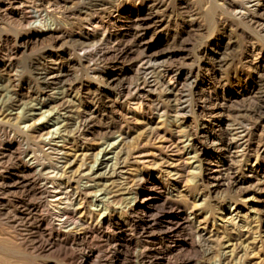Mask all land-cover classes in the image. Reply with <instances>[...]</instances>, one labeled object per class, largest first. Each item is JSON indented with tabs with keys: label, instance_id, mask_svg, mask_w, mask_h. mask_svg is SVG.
I'll list each match as a JSON object with an SVG mask.
<instances>
[{
	"label": "rangeland",
	"instance_id": "obj_1",
	"mask_svg": "<svg viewBox=\"0 0 264 264\" xmlns=\"http://www.w3.org/2000/svg\"><path fill=\"white\" fill-rule=\"evenodd\" d=\"M0 106V264H264V0H0Z\"/></svg>",
	"mask_w": 264,
	"mask_h": 264
},
{
	"label": "bare ground",
	"instance_id": "obj_2",
	"mask_svg": "<svg viewBox=\"0 0 264 264\" xmlns=\"http://www.w3.org/2000/svg\"><path fill=\"white\" fill-rule=\"evenodd\" d=\"M83 1H84V0H83ZM34 9H35V8H34ZM31 11H32V10H31ZM55 11H56V10H55ZM34 13H35V12H34ZM36 16H37L36 18H38V15H36ZM42 21H43V20H42ZM48 26H49V25H48ZM49 27H50V26H49ZM49 27H48V28H49ZM36 28H38V27H36ZM43 28H45V27H43ZM54 29H55V28H54ZM54 29H53V30H54ZM37 30H38V29H37ZM50 30H51V29H50ZM51 60H52V59H51ZM52 61H53V60H52ZM53 62H54V61H53ZM55 66H56V65H55ZM55 68H56V67H55ZM50 71H51V70H50ZM44 73H45V72H44ZM42 74H43V73H42ZM46 74H48V73H46ZM58 75H61V74L59 73ZM58 75H57V76H58ZM52 77H53V76H52ZM62 77H63V76H62ZM46 78H47V80H48V79L50 80V77L46 76ZM46 78H45V79H46ZM51 79H53V78H51ZM47 80H46V81H47ZM42 81H43V80H42ZM172 81H173V80H172ZM43 82H44V81H43ZM54 82H55V81H54ZM49 83H50V82H49ZM45 84H46V83H45ZM54 84H55V83H54ZM55 85H56V84H55ZM46 90H47V89H46ZM47 94H48V93H47ZM8 100H9V99H8ZM11 100H12V99H11ZM11 100H10V101H11ZM19 100H20V99H19ZM10 101H9V102H10ZM2 103H3V102H2ZM13 105H14V104H13ZM2 106H3V105H2ZM0 107H1V106H0ZM5 107H6V105H5ZM0 109H1V108H0ZM5 111H6V110H5ZM0 113H1V110H0ZM1 115H2V114H1ZM1 115H0V116H1ZM0 118H1V117H0ZM10 119H11V118H10ZM7 122H8V121H7ZM84 124H86V121H85ZM85 126H86V125H85ZM85 126H84V127H85ZM80 127H81V126H80ZM80 127H79V128H80ZM81 130H82V129H81ZM23 133H24V132H23ZM28 133H29V132H28ZM38 135H39V134H38ZM173 135H174V134H173ZM173 140H174V139H173ZM227 142H228V141H227ZM43 143H44V142H43ZM44 145H45V144H44ZM48 145H49V144H48ZM163 146H164V145H163ZM45 147H46V146H45ZM49 147H50V146H49ZM176 148H177V147H176ZM22 149H23V148H22ZM48 149H49V148H48ZM28 151H29V150H28ZM55 151H56V149H55ZM60 151H61V150H60ZM26 152H27V151H26ZM58 153H60V152L58 151ZM58 153H57V154H58ZM83 153H84V152H83ZM83 153L81 154L82 156H83ZM141 153H142V152H141ZM25 154H26V153H25ZM62 154H63V153H62ZM123 154H124V153H122V155H123ZM198 154H199V153H198ZM32 155H34V153H33ZM140 155H141V154H140ZM79 156H80V155H79ZM28 157H29V156H28ZM60 157H61V155H60ZM83 157H84V156H83ZM26 158H27V157H26ZM35 158H36V157H35ZM81 158H82V157H81ZM108 158H109V157H108ZM111 158H112V157H111ZM41 159H42V158H41ZM35 160H36V159H35ZM35 160H34V162H35ZM103 160H105V159H103ZM103 160H102V161H103ZM107 160H108V159H107ZM120 160H121V159H120ZM99 161H101V160L99 159ZM99 161H98V162H99ZM27 162H28V161H27ZM34 162H33V163H34ZM119 162H120V161H119ZM181 162H182V161H181ZM69 163H70V162H69ZM71 163H72V162H71ZM116 163H117V161H116ZM172 163H173V162H172ZM26 164H27V163H26ZM34 164H35V163H34ZM173 164H174V163H173ZM66 165H67V164H66ZM103 165H104V164H103ZM107 165H108V163H107ZM116 165H117V164H115V166H116ZM179 165H180V164H179ZM30 166H31V165H30ZM35 166H36V165H35ZM41 166H42V165H41ZM69 166H70V165H69ZM78 166H79V165H78ZM97 166H98V164H97ZM111 166H113V165H111ZM122 166H123V165H122ZM170 166H171V165H170ZM183 166H184V165H183ZM183 166H182V167H183ZM49 167H50V166H49ZM42 168H43V167H42ZM42 168H41V169H42ZM52 168H53V167H52ZM55 168H56V167H55ZM104 168H105V166H104ZM113 168H114V167H113ZM123 168H124V167H123ZM169 168H170V167H169ZM175 168H177V167H175ZM50 169H51V168H50ZM68 169H70V168H68ZM82 169H83V168H82ZM37 170H40V168L37 169ZM37 170H35V171H37ZM45 170H46V169H45ZM66 170H67V169H66ZM112 170H113V169H112ZM114 170H115V169H114ZM51 171H52V170H51ZM84 171H85V170H84ZM43 172L45 173L46 171H43ZM43 172H42V173H43ZM72 172H73V171H72ZM49 173H50V172H49ZM81 173H82V172H81V170H80V174H81ZM102 173H105V172H102ZM39 174H40V173H39ZM47 174H48V173H47ZM67 174H68V173H67ZM82 174H84V173H82ZM114 174H115V172H114ZM116 174H117V173H116ZM40 175H41V174H40ZM78 175H79V174H78ZM84 175H86V174H84ZM100 175H101V174H100ZM109 175H110V174H109ZM117 175H118V174H117ZM52 176H53V175H52ZM65 176H66V175H65ZM106 176H107V175H106ZM112 176H114V175H112ZM82 177H83V175H82ZM46 178H47V177H46ZM76 178H77V177H76ZM54 179H58V178H54ZM175 180H176V179H175ZM45 187H46V186H45ZM50 187H51V186H50ZM49 189H50V188H49ZM52 189H54V187H53ZM70 189H71V188H70ZM87 189H88V188H87ZM54 190H55V189H54ZM54 190H53V191H54ZM84 190H85V189H84ZM53 191H52V192H53ZM86 191H87V190H86ZM80 192H81V190H80ZM80 192H79V193H80ZM62 193H63V192H62ZM49 194H50V193H49ZM61 196H63V195H61ZM75 196H76V195H75ZM75 196H74V197H75ZM84 196H86V195H84ZM53 197H54V196H53ZM79 197H80V196H79ZM51 199H52V198H51ZM64 199H65V198H64ZM77 199H78V198H76V200H77ZM81 199H82V198H81ZM85 199H86V198H85ZM57 200H59V199H57ZM72 200H73V199H72ZM74 200H75V199H74ZM83 200H84V199H83ZM62 201H63V200H62ZM62 201H61V202H62ZM64 201H65V200H64ZM67 202H68V201H67ZM76 202H77V201H76ZM84 202H85V201H84ZM82 203H83V202H82ZM57 204H58V202H57ZM60 204H61V203H60ZM62 204H63V203H62ZM76 204H77V203H76ZM78 204H79V203H78ZM53 205H54V204H53ZM55 205H56V204H55ZM66 205H67V204H66ZM68 205H69V204H68ZM56 206H57V205H56ZM62 206H64V205H62ZM69 206H71V204H70ZM51 207H52V206H51ZM73 207H74V206H73ZM73 207H72V208H73ZM53 208H54V207H53ZM77 209H78L79 211H81V214H84V209H87V208H85V207L83 206V204H82V205H80ZM63 211H64V210H63ZM66 211H67V210H66ZM193 211H194V210H193ZM54 212H55V211H54ZM56 212H57V211H56ZM62 213H63V212H62ZM65 213H66V212H65ZM54 214H55V213H54ZM54 214H53V215H54ZM57 214H59V213H57ZM87 214H88V213H87ZM53 215H52V216H53ZM59 216H60V215H59ZM67 216H68V215H67ZM67 216H65V217H67ZM72 216H73V214H72ZM60 217H61V216H60ZM58 218H59V217H58ZM67 218H68V217H67ZM55 219H56V218H55ZM81 219H82V218H81ZM65 220H66V219H65ZM71 220H72V219H70V221H71ZM76 220H77V219H76ZM59 221H61V219H60ZM79 221H80V220H79ZM83 221H84V220H83ZM77 222H78V220H77ZM197 222H200V221H197ZM73 223H74V222H73ZM200 223H201V222H200ZM200 223H199V224H200ZM53 224H54V223H53ZM53 224H50V225H53ZM71 224H72V223H71ZM58 225H59V224H58ZM67 225H68V224H67ZM72 225H73V224H72ZM72 225H71V226H72ZM85 225H86V224H85ZM68 226H70V225H68ZM202 226H203V225H202ZM46 227H47V226H46ZM57 227H58V226H57ZM198 227H199V226H198ZM198 227H197V228H198ZM204 227H205V226H204ZM58 228H59V227H58ZM70 228H71V227H70ZM52 229H53V228H52ZM61 229H62V228H61ZM74 231H75V230H74ZM57 232H58V231H57ZM69 234H70V233H69ZM217 235H218V234H217ZM56 236H58V235H56ZM61 236H62V235H61ZM68 236H69V235H68ZM200 236L202 237V235H200ZM200 236H199V237H200ZM59 237H60V236H59ZM215 237H216V236H215ZM202 238H203V237H202ZM217 239H218V238H217ZM203 240H204V238H203ZM205 240H206V239H205ZM214 240H215V239H214ZM201 242H202V241H201ZM204 242H205V241H204ZM204 245H205V244H204ZM23 248H24V247H23ZM225 260H226V259H225Z\"/></svg>",
	"mask_w": 264,
	"mask_h": 264
}]
</instances>
